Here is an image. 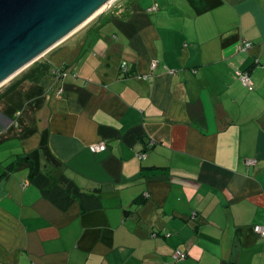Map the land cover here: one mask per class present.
I'll return each mask as SVG.
<instances>
[{"label": "crops", "instance_id": "crops-1", "mask_svg": "<svg viewBox=\"0 0 264 264\" xmlns=\"http://www.w3.org/2000/svg\"><path fill=\"white\" fill-rule=\"evenodd\" d=\"M256 224L264 0H113L0 86L5 262L264 264Z\"/></svg>", "mask_w": 264, "mask_h": 264}, {"label": "water", "instance_id": "water-1", "mask_svg": "<svg viewBox=\"0 0 264 264\" xmlns=\"http://www.w3.org/2000/svg\"><path fill=\"white\" fill-rule=\"evenodd\" d=\"M107 1L0 0V84L85 25Z\"/></svg>", "mask_w": 264, "mask_h": 264}, {"label": "built area", "instance_id": "built-area-1", "mask_svg": "<svg viewBox=\"0 0 264 264\" xmlns=\"http://www.w3.org/2000/svg\"><path fill=\"white\" fill-rule=\"evenodd\" d=\"M157 8V5L154 4L151 9H156ZM244 46H247L250 47L252 46V42H245L244 43ZM124 67H125V63L123 64ZM157 65L156 61L152 62V68H155ZM169 72L173 73L174 70L173 69H170ZM235 74L236 76L243 82V84L245 86L248 87L249 90H254L255 88V83L254 81L252 80V78L250 77V75L247 73V71H243L239 68H236L235 70ZM90 148L91 150L93 151H102V150H105L107 148V144L105 142H98V143H94V144H91L90 145ZM146 156V153H140L139 157L143 158ZM256 162V159H248L246 161L247 164H253ZM254 230L260 234H263L264 235V225H259V224H256L254 226ZM174 257L175 259H183L186 257V253L185 252H182L180 250H176L175 253H174ZM0 264H10V263H7L5 262L1 257H0Z\"/></svg>", "mask_w": 264, "mask_h": 264}, {"label": "bare ground", "instance_id": "bare-ground-1", "mask_svg": "<svg viewBox=\"0 0 264 264\" xmlns=\"http://www.w3.org/2000/svg\"><path fill=\"white\" fill-rule=\"evenodd\" d=\"M112 2V0H109L107 2H105L104 4H102L96 11H94L91 14V17H89L86 21L83 22V24H85L86 22H88L91 18H93L96 14H98L99 12L103 11L110 3ZM68 35V34H67ZM61 42V41H59ZM17 74V72H15L12 76H10L7 80H5L2 84H0V86H2L3 84H5L7 81L11 80L15 75Z\"/></svg>", "mask_w": 264, "mask_h": 264}, {"label": "rangeland", "instance_id": "rangeland-1", "mask_svg": "<svg viewBox=\"0 0 264 264\" xmlns=\"http://www.w3.org/2000/svg\"><path fill=\"white\" fill-rule=\"evenodd\" d=\"M31 64H32V63H31ZM31 64H30V65H31ZM28 66H29V65H28ZM24 69H25V68H24ZM24 69H23V70H24ZM21 71H22V70H21ZM21 71H20V72H21ZM20 72H18V74H19ZM14 77H15V76H14Z\"/></svg>", "mask_w": 264, "mask_h": 264}, {"label": "trees", "instance_id": "trees-1", "mask_svg": "<svg viewBox=\"0 0 264 264\" xmlns=\"http://www.w3.org/2000/svg\"><path fill=\"white\" fill-rule=\"evenodd\" d=\"M40 69H41V68H40ZM40 69H39V70H40ZM44 72H45V71H44Z\"/></svg>", "mask_w": 264, "mask_h": 264}]
</instances>
